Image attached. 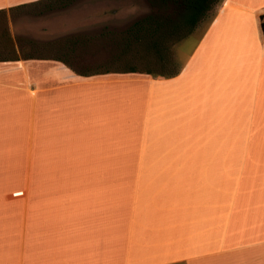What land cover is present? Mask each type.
<instances>
[{"label":"crops","instance_id":"0c3cea01","mask_svg":"<svg viewBox=\"0 0 264 264\" xmlns=\"http://www.w3.org/2000/svg\"><path fill=\"white\" fill-rule=\"evenodd\" d=\"M263 17L222 0L168 77L0 58V264H264Z\"/></svg>","mask_w":264,"mask_h":264},{"label":"rangeland","instance_id":"374dc122","mask_svg":"<svg viewBox=\"0 0 264 264\" xmlns=\"http://www.w3.org/2000/svg\"><path fill=\"white\" fill-rule=\"evenodd\" d=\"M218 5L212 9V14L216 13ZM151 10L148 0H74L62 8L46 9L42 3L0 13V53L4 54L0 58L23 57L29 52L41 56L65 55L69 61L64 64L77 71L134 67L170 73L187 59L212 16H206L189 35L170 45L169 51H165L164 63L157 60L154 53H143L145 56L138 58L119 56L120 37ZM71 35H81L84 42L76 44L74 49H64V38ZM53 41H61V46L54 44L56 48L50 50L38 48ZM34 48L40 51H32Z\"/></svg>","mask_w":264,"mask_h":264},{"label":"trees","instance_id":"16d2710c","mask_svg":"<svg viewBox=\"0 0 264 264\" xmlns=\"http://www.w3.org/2000/svg\"><path fill=\"white\" fill-rule=\"evenodd\" d=\"M72 1L74 0H37L29 3L15 5L9 8V11L22 9L29 6H40L42 3H44V7H46V9H56L57 7L62 8ZM220 1L221 0H148V4L153 10H151V12L144 17L136 20L125 30V32L123 33L124 36H121L119 39L120 45L118 46L121 47L119 56L130 55V57L132 58H138L144 57L145 55L143 53H154L157 60H159L161 63H164V54L165 51H169L170 45L189 35L192 30L198 25V23L206 16H212L213 18L215 13L212 14V9H214V7L217 5V3H220ZM5 12L6 10H0V13L2 14H5ZM82 38L84 37H82L81 35H71L67 38H64V49H74V46L76 44H80L82 41L84 42ZM54 44H57L58 47H60L61 41L46 42L44 43V47L43 45L39 44L40 46H38V48L40 49V47L42 46V48H48V50H50V48L52 47L56 48ZM38 48H34L32 51H40ZM0 55H2V53H0ZM23 58L55 59L63 63H67V61H69L68 59H66L65 55L41 56L32 54L30 52L25 53L23 55ZM71 69L72 71L80 75L100 74L109 71H140L150 75L160 74L162 76L168 77L174 75L177 72L175 70L170 73H160L153 72V70L149 69L136 70V68L134 67H129L128 69L105 68L97 71H77L74 67Z\"/></svg>","mask_w":264,"mask_h":264},{"label":"built area","instance_id":"2783aa9c","mask_svg":"<svg viewBox=\"0 0 264 264\" xmlns=\"http://www.w3.org/2000/svg\"><path fill=\"white\" fill-rule=\"evenodd\" d=\"M262 22H263V25H264V18H263Z\"/></svg>","mask_w":264,"mask_h":264}]
</instances>
